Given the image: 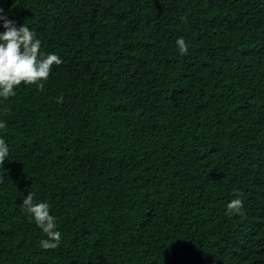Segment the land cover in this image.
I'll use <instances>...</instances> for the list:
<instances>
[{
	"label": "trees",
	"instance_id": "obj_1",
	"mask_svg": "<svg viewBox=\"0 0 264 264\" xmlns=\"http://www.w3.org/2000/svg\"><path fill=\"white\" fill-rule=\"evenodd\" d=\"M0 14L62 58L0 99V264H264V0H0Z\"/></svg>",
	"mask_w": 264,
	"mask_h": 264
},
{
	"label": "clouds",
	"instance_id": "obj_2",
	"mask_svg": "<svg viewBox=\"0 0 264 264\" xmlns=\"http://www.w3.org/2000/svg\"><path fill=\"white\" fill-rule=\"evenodd\" d=\"M0 29V99L14 96L15 86L22 82L43 87L42 81L48 79L53 64H61L62 58L56 53L41 51V40L24 23L17 26L14 20L0 14ZM175 43L179 54L187 52L188 45L183 37H177ZM5 127V121L0 120V129ZM8 155L9 145L0 136V166H3ZM22 203L36 226L45 234L46 238L40 240V246L55 248L61 234L55 217L50 213L49 203L35 200L32 191L24 195ZM240 207L239 198L231 199L227 204L230 210L238 211Z\"/></svg>",
	"mask_w": 264,
	"mask_h": 264
}]
</instances>
